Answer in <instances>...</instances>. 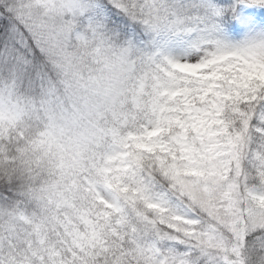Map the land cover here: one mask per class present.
<instances>
[{"label": "snow or ice", "instance_id": "1", "mask_svg": "<svg viewBox=\"0 0 264 264\" xmlns=\"http://www.w3.org/2000/svg\"><path fill=\"white\" fill-rule=\"evenodd\" d=\"M0 264H264V0H0Z\"/></svg>", "mask_w": 264, "mask_h": 264}]
</instances>
